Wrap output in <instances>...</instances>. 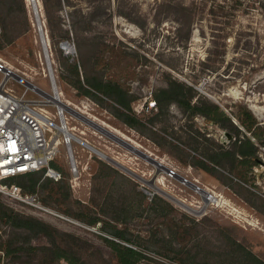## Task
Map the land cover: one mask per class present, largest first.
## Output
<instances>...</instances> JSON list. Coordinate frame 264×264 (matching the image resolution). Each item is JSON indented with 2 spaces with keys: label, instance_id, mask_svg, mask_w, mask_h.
Returning <instances> with one entry per match:
<instances>
[{
  "label": "rangeland",
  "instance_id": "obj_1",
  "mask_svg": "<svg viewBox=\"0 0 264 264\" xmlns=\"http://www.w3.org/2000/svg\"><path fill=\"white\" fill-rule=\"evenodd\" d=\"M36 1L40 23L32 0H0V59L40 91L6 70L8 87L51 112L57 102L47 94L58 88L63 102L206 188L214 200L205 203L172 173L157 174L154 164L64 107L76 126L79 178L60 144L53 165L61 179L40 171L9 180L29 202L2 191L0 201L49 228L15 225L0 208V264H72L75 258L120 264L109 239L140 251L137 264H264V0ZM102 80L125 88L132 110L92 86ZM172 80L193 86L194 99L220 105L244 130L240 118L262 124L259 156L245 179L206 156L235 140L229 122L223 127L189 117L176 103L155 104ZM117 229L122 240L113 234ZM42 246L53 249L32 248Z\"/></svg>",
  "mask_w": 264,
  "mask_h": 264
},
{
  "label": "built area",
  "instance_id": "obj_2",
  "mask_svg": "<svg viewBox=\"0 0 264 264\" xmlns=\"http://www.w3.org/2000/svg\"><path fill=\"white\" fill-rule=\"evenodd\" d=\"M7 68L0 59V73H3L0 79V191L12 199L29 202L22 187L9 183V180L42 169H45L46 176L61 179L62 171L52 164L60 153V144L69 149L70 170L74 180L78 179L77 161L72 151V141L78 137L75 135L76 126L67 117L64 106L55 104L56 112L46 108L38 111L30 101L9 88Z\"/></svg>",
  "mask_w": 264,
  "mask_h": 264
},
{
  "label": "trees",
  "instance_id": "obj_3",
  "mask_svg": "<svg viewBox=\"0 0 264 264\" xmlns=\"http://www.w3.org/2000/svg\"><path fill=\"white\" fill-rule=\"evenodd\" d=\"M77 67V65L75 64ZM92 86L99 92H102L104 95L113 96L117 103L126 110H132L131 108V95L130 93L123 88L118 82L111 80L104 81L100 84H92ZM193 86H186L183 82L178 80H172L167 87H163L159 90L156 96V104H170L176 103L180 108L183 109L189 117H194L197 115H202L209 119L212 122L220 124L223 127L230 124L231 130L235 135V140H233L229 146L222 147L215 151L212 154L206 155L208 159L211 160L213 164L221 165L224 164L226 167L230 166V169L236 170L240 174L242 179L246 178L247 170L252 168L256 164L259 154V145L255 141L262 140V129L263 126L258 121H252L251 123L246 121V119L240 118L242 125L245 130L232 123L228 113L218 104L211 102L206 99H199L195 97ZM91 91L87 90V95ZM126 114V113H123ZM251 117L253 114L251 113ZM254 118V117H253ZM53 164V163H52ZM40 171H45V169L30 172L25 174H20L18 176L26 177L32 176L35 173ZM17 176L13 177L16 178ZM50 178V177H49ZM29 189L31 191L35 190V183L33 182ZM0 208L3 213L7 215L15 225L26 226L32 231L36 230H46L49 228L48 224L45 222L29 217H23L19 213L12 212L6 205L0 201ZM8 210L10 212H8ZM113 234L119 239L125 238L124 232L121 230L113 231ZM108 242L115 249L118 254L120 264H137L143 254L135 248H132L128 245H123L120 242L109 239ZM56 246V244L54 245ZM22 246L9 248L7 249V254H15L18 251L22 250ZM34 250L39 249H53L49 246L42 247H32ZM58 252L62 251L61 247L57 248ZM62 253V252H61ZM60 254V253H59ZM62 257L64 254H60ZM72 264H79L78 259H73Z\"/></svg>",
  "mask_w": 264,
  "mask_h": 264
},
{
  "label": "water",
  "instance_id": "obj_4",
  "mask_svg": "<svg viewBox=\"0 0 264 264\" xmlns=\"http://www.w3.org/2000/svg\"><path fill=\"white\" fill-rule=\"evenodd\" d=\"M34 1V7L36 9V12L38 13V5L36 3V0ZM68 43V42H65ZM64 43V46H65ZM66 47V46H65ZM13 77H15L16 79L20 80L22 83H24L25 85H27L28 87H31L33 89L39 90L40 89L34 85L33 83H31L29 80H27L26 78L14 73L11 70H8ZM46 94V93H45ZM47 96H49L50 98H52L55 102H57L58 104H60L61 106H64L69 112H71L73 115H75L77 118H79L80 120H82L83 122H85L86 124L90 125L91 127H93L95 130L101 132L102 134L108 136L109 138H111L112 140L116 141L117 143H119L120 145L124 146L125 148H127L129 151L133 152L134 154H136L137 156L145 159L146 161L154 164L157 168V174L160 172H167V173H172L174 174V176L184 182L185 184L189 185L190 187H192L193 189H195L196 191L200 192L205 203H209L211 201V199L214 197L212 193H210L206 188L200 186L199 184H197L196 182L189 180L187 177L174 172L169 166H167L165 163H163L160 159H158L157 157L153 156L151 153H149L148 151H146L145 149H142L141 147L137 146L135 143H133V141L127 140L124 137H122L121 135H119L118 133L112 131L111 129H109L108 127H105L102 123L95 121L94 119L88 117L87 115L83 114L82 112L74 109L73 107L69 106L67 103L63 102L61 99L59 98H54L52 97V95L47 94ZM103 156H105L107 159L113 161L114 163H116L117 165H119L120 167H123L122 164L118 163L117 161H115L114 159L106 156L105 154L101 153ZM124 168V167H123ZM128 170V169H127ZM130 173H132L134 176H136L138 179L147 182L146 179H144L142 176L135 174L134 172L128 170ZM175 201L181 203L177 198H173ZM185 207H187L188 209H191L192 211H194L195 213H201V211L195 210L190 208L188 205H185Z\"/></svg>",
  "mask_w": 264,
  "mask_h": 264
},
{
  "label": "bare ground",
  "instance_id": "obj_5",
  "mask_svg": "<svg viewBox=\"0 0 264 264\" xmlns=\"http://www.w3.org/2000/svg\"><path fill=\"white\" fill-rule=\"evenodd\" d=\"M33 1V0H32ZM36 3H37V1H36ZM32 5H33V8L35 9V7H34V1H33V3H32ZM38 5V4H37ZM35 11V15H36V20H37V22L38 23H40V19H41V17H40V13L38 12H36V9L34 10ZM38 11H39V8H38ZM65 46H66V48L67 49H69V50H71L72 49V46L70 45V44H68V43H65ZM6 66L7 67H9L7 64H6ZM8 69V68H7ZM54 89V91H53V94H52V97H54V98H58L59 97V99H61V100H63L62 98H61V94H60V91H59V89L58 88H56V87H54L53 88ZM66 103H68V104H71V102H66ZM37 109V108H36ZM41 110H45L44 108H41ZM39 111V110H38ZM41 115H44V113L43 112H41ZM114 129V128H113ZM119 134V133H118ZM138 146V145H137ZM212 200H214V198H212Z\"/></svg>",
  "mask_w": 264,
  "mask_h": 264
}]
</instances>
